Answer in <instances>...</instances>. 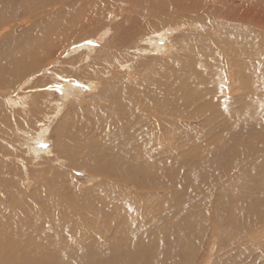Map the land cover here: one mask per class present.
Returning <instances> with one entry per match:
<instances>
[{
	"label": "bare ground",
	"instance_id": "6f19581e",
	"mask_svg": "<svg viewBox=\"0 0 264 264\" xmlns=\"http://www.w3.org/2000/svg\"><path fill=\"white\" fill-rule=\"evenodd\" d=\"M50 1L59 6L55 9L49 8L45 12L44 9L48 8ZM166 1L164 6L156 8L154 12L166 15L164 20L168 23L181 21L173 15L171 11L175 9H170V4H166ZM176 1H179L181 6L189 0ZM217 1L218 4H213L215 6L211 5L209 0H200L199 4L193 2V12L189 13V15L191 13L194 15V23L200 22L206 28L207 38H214L220 27L218 21L222 20L235 21L238 19L236 22L240 23L239 19L251 17L252 21L258 26H263L264 30V0ZM150 2L152 1H147V3ZM33 5H35L33 11L29 8L30 6L27 7L30 10L24 21V23L31 22L28 29L21 34H15L13 32L15 25H9L0 31V264H48V261L33 258L43 255L57 260L55 253L63 250L61 232L67 231L79 238L82 232L73 226L75 224L73 218L84 211L92 215H100L99 218L102 219L101 224H93V236L97 235L98 238L99 234L106 232H111L113 235L110 237L101 235L102 239L90 242L86 240V243L81 241L71 243L66 251L70 250L73 253L70 254L73 264H217L221 261L220 257L210 262L208 252L213 250L214 244L218 241H227L229 247L255 243V223L264 225V212L260 209L243 210L233 204V212L229 218L222 221L218 219L220 214L217 213L218 218L210 220V223L205 225L204 210L212 214L215 209H212V205L207 201V194L203 192V183L208 181L205 180L207 176L212 177L208 173L212 167L215 166L218 169L222 167V164H218L219 156L228 159L232 157V147L235 144L233 140L223 141L225 148L217 146L209 153L203 152L185 176L186 180H189L187 181L188 186L183 189L179 185L177 192L169 191L165 195L166 207L163 200L152 201L149 205V199L146 201L144 199L145 195L155 196V191L159 189L158 172L160 170L158 168H161V174L164 176L163 184H168L172 180L169 165L173 166V155L167 149L169 130L172 133L173 126L187 125L189 120L199 119V116L205 117L206 115L211 116L210 121L208 120L210 125L221 124L219 126L222 128L228 125V116L232 111L230 107L222 109V102L219 103L220 96H213L212 90L198 89L199 81H203L202 78L214 80L220 77L216 70L206 72L198 66L197 58L207 63L217 62L213 46L209 48L204 46L195 50L192 45L191 50L171 54L174 58L184 57L185 64H179V69L188 70L185 74L176 75V69L172 68L176 63L171 59L169 68H165V80L161 81L162 83L155 82V80L151 83L149 77L150 81L143 83L146 87L144 91L139 85L138 87L132 86L126 98H121L117 102L112 100L108 105L94 108L85 120L71 123L72 116L67 114L65 120L68 121L60 122L59 128L56 127L53 134L63 135L65 139L63 143L67 148L66 155L75 157L76 162V164L63 163L64 157L58 152L64 169L84 168L90 172L93 179H101V182L85 188L87 190L75 191V184L65 170L51 165L40 169L38 177L44 176L40 180V186L26 190L25 183L36 182L38 179L35 173L28 172L26 176L22 164L17 160H11L14 155L5 142H15L18 137L17 135L13 137L12 133L16 127L21 125L27 128L34 122L33 119H37L36 122L41 119L42 123L39 122L41 130H32L38 139H44L45 134L53 130L52 124L56 118L61 116L64 107L56 102V105L49 107L50 109L48 105L45 106L49 112L44 111L39 114L38 101L46 93L38 92L37 99L34 92L26 97L17 89L20 90L22 86L27 87L29 80H36L33 85L39 87L46 85L47 89L52 90L56 86L61 89L62 99L70 101L76 91L81 89L75 87L76 79L84 80L83 84L92 87L94 82L87 79L86 74L90 75L92 69H99L100 65L94 62L98 57L105 55L99 43H102L103 36L106 38L109 36L108 33H101L104 29L96 33L100 26H104V20L100 19L97 12L98 8L106 7L102 0H73L72 2L70 0H36ZM179 8H176V12ZM3 11L0 12L1 27L8 23L2 19L5 16ZM146 14L153 13L147 12ZM153 15L155 16V13ZM141 18L144 17L138 15L137 18L131 20L121 18L123 22L119 26L111 27L112 33L114 31L117 34L120 31L121 34L127 36L122 44H119L123 46V50L120 51L121 55L129 53L128 46L133 42L130 36L137 34L140 35L141 41L145 38L152 37L151 40H154L155 37H159V40H155L158 45L156 49L160 52V48L166 43L167 45L163 47L168 50L166 53L173 52L175 45L170 44L165 39V35L168 32L170 38L175 39L177 34H174L179 27L173 25L170 27V24L164 26L163 17H157L150 25L141 21ZM94 19L101 22L97 26L91 23L93 28L86 30L89 33L78 37L70 35L66 40L62 39L61 34L68 26L75 23L84 24V20ZM179 26L181 28L184 24ZM81 30H85V26ZM68 45L69 47L66 48ZM148 46L137 45L136 51L148 53V48H150ZM60 47L66 50L58 58L56 55L61 52L58 49ZM70 49L71 55L66 57L68 60L65 59V63H62L59 59ZM233 49L227 50L237 54L243 52L236 47ZM228 51L225 56L226 60L232 56V53ZM219 53L221 54V51ZM255 57L256 53L253 52L248 58L255 59ZM129 59L117 61L114 67L117 63L128 67L130 62L126 63ZM226 65L230 68L227 70L236 69L235 72L226 70L227 72L244 80L241 90L246 94L250 89L252 77L244 73L247 64L235 61L226 63ZM49 67L53 72L48 70ZM114 67L109 66L108 70L112 71ZM157 78L159 79L158 76ZM227 85L226 93L231 96L233 88L230 84ZM3 97H5L4 101ZM22 131L25 134V131ZM178 138L182 139L181 136ZM58 141H60L58 138L52 141L55 145L54 150H57L60 144ZM184 144L186 142L181 145ZM30 145L26 144L27 148ZM184 150L180 148L179 151ZM183 154L185 153L182 152ZM16 157L14 156V159ZM23 159L25 162L31 160ZM186 163L184 162L183 165ZM222 174H225V171L222 170ZM49 187L52 192H47ZM145 189L151 190L142 192ZM125 190H130L131 194ZM115 196L124 197L125 200L123 203L114 201V204ZM133 203L140 208L143 206L146 211L151 210L153 213L151 222H154L155 218L166 209L175 211L173 219L168 221L174 226L180 220L174 228L176 232H173V242H168L166 239L164 242H159L160 236L154 237L158 234V230L151 232L147 238L146 234L139 230V216L129 208L127 212L124 207ZM121 209L126 211L125 214L128 213L126 221L120 216L122 215L119 213L122 212L119 211ZM148 228H144V231L147 232ZM147 233L149 235L150 232ZM164 234L165 231L161 233V236ZM251 235L253 236L250 238ZM206 244L209 246L207 247ZM146 246H152L153 249ZM51 247H59V250H51ZM260 250L264 251V247L261 246Z\"/></svg>",
	"mask_w": 264,
	"mask_h": 264
},
{
	"label": "rangeland",
	"instance_id": "374dc122",
	"mask_svg": "<svg viewBox=\"0 0 264 264\" xmlns=\"http://www.w3.org/2000/svg\"><path fill=\"white\" fill-rule=\"evenodd\" d=\"M70 1L72 2L73 0ZM102 1L106 5V7L98 8L97 12L101 17L100 19L104 20V26H100L96 33L101 31V29H104L101 33H108L109 36L107 38L103 36L102 43H99L101 50H103L102 53H105L104 56L98 57L94 62V64L100 65L99 69L90 70L92 71L90 75L84 73V75H87V79H90L94 82L92 84V87L87 86V84H83L84 80L80 81L73 77L77 80V83H75V87L81 89H78L76 91V94H74L70 98V101H65L64 99H62L61 89L58 87L56 88V86L53 87L55 89L54 91V89H47L46 85H42L41 87L33 85L36 80H29L27 81V83L29 84L28 86L26 85L27 87L24 86L25 88H23L22 86L20 90L17 89L18 92H21L22 94H24L23 96L26 97L29 96V93L34 92V95L37 96V99L38 92L46 93L45 96L38 101L39 114L44 111L49 112V109L51 108L50 106L56 105V102L60 103L62 107H64L61 116H59L58 119L56 118L53 124L51 123L53 125V130H50L49 133H46L44 139H38L36 137V134L33 132V130H41V126H39V122L42 123L41 119L38 122L35 121L37 119H33L34 122L27 128L21 125L16 127V129L12 133L13 137L14 135H17L18 137L15 142H5L6 146L10 149L13 155L17 156L16 159H14V156L11 157V160H17V162L19 161L22 164L23 171L26 176H28V172L35 173L36 178L38 179L36 182L30 181L25 183L24 186H26V190H29L30 188L33 189L34 186H40V180L44 177H38V173L41 172L40 169H44V167H50L51 165L58 167L60 170H65V172L71 177L75 184V191L87 190L85 188L92 187L93 185L97 184V182H101V179H93L90 172L86 171L84 168L73 167L64 169V166L62 165V162L58 157V152H60V154L64 157L62 160L63 163L66 164L71 162L76 164V162L74 160L75 157H68L67 155L69 154L66 155L67 148H65L63 143L65 141L63 135L60 133L58 135L53 134V131L59 128L60 122L66 123L68 121L65 120L67 118V114H69V116H72L73 120H70L71 123H73V121L77 122L79 120H85L86 117L92 111H94V108L100 105H108L112 100L117 102L121 98H126L125 96L130 91L132 86L138 87L139 85L142 91H144L146 87L143 83L149 82L150 79L151 83L154 80L155 82L162 83L161 81L165 80V68H169V61L171 59L176 63V65L172 67L176 69V75L182 73L185 74V72H187L188 70L181 71L179 69V64H185L184 57H177V59L172 57L171 54L175 55L178 51L184 52L185 50H191L192 45L195 50L204 46L207 48H209V46H213L214 50L216 51L217 62L207 63L203 59L197 58L198 66L206 72L209 70H216L219 73L220 77H218L221 80H219V78H216L214 80H207L206 78H202L203 81H199L198 89L212 90L211 93L213 94V96H220L221 99H219V103L222 102V109L230 107L229 109L232 111L228 116V125L225 128L220 127L219 125L221 124L210 125L209 118L211 116L208 117V115H206L205 117L199 116V119L196 118L193 120H189L187 125L173 126L172 133L170 130V133L168 132L169 144L167 149L168 151L170 150V152H172L171 155H173V166L172 164L169 165V171L171 173L172 180L168 184H163L164 176H162L161 174V168H158V170H160V172H158V175L160 176V183L158 184L159 189H157L156 191L154 190L156 192L155 196L145 195L144 199L145 201L149 199V205L152 201L163 200L166 207L167 201L164 199L165 195L169 191L177 192V190L179 189V185L182 186L183 189L188 186L187 181L189 180H186L185 176L189 173L191 165L198 161L201 154L203 152L209 153L213 151L217 146L220 148H225L226 146L223 141L233 140L235 144L232 147V157L228 159L227 157L219 156L218 164H222V167L220 169L216 168L215 166L212 167L208 172L210 173V175H212V177L209 178L207 176L205 180L208 181L206 183H203V192L207 194V201H209L210 205H212V209H215L213 210L212 214H210L208 210H204L205 225L206 223H210V220L218 218L216 216L217 213L220 214V217L218 219L222 221L229 218L233 212V204L234 206L239 207L243 210L252 208L257 210L260 209L264 212V147H262V144H264L263 26H258L255 22L252 21L251 17H244L243 20L239 19L240 23L236 22V20L238 19H236L235 21L222 20L220 22L218 21L220 27L216 31L214 38H207L206 28L201 25L200 22L194 23V15L192 13L191 15H189L190 11L193 12V2L195 4H199L200 0H189L181 6V3L179 1L167 0L166 4H170V9H175L171 11L173 15H175L178 20L181 19V21H173L172 23H168L164 20L166 15L164 16L162 14L154 12L156 8L164 6L165 0H151L152 2L150 3H147L148 0ZM35 2L36 0H0V12H2L5 8V10L3 11L5 12V16L2 19H4V22H8L7 25L4 24V26H0V31H3V29L9 27V25H15V28L13 29V32L15 34H21L24 30L28 29L31 22L24 23V21L26 20V16L29 14V10L32 9L33 11V9H35V5H33ZM209 2L211 5L218 4L217 0H209ZM172 4L174 5V7ZM31 5H33V7ZM58 6L59 4H53L50 1L47 5L48 8H45L44 10L45 12H47L49 8L55 9ZM27 7H29L30 9ZM176 8H179L177 12ZM75 11L77 12V10ZM147 12H151L153 14L155 13V16L153 14H146ZM138 15L144 17L141 18V21L147 22L149 23V25L155 22L154 19H156L157 17H163V20L165 21V23L163 22L164 26H168L170 24V27H172V25L174 27L176 26L177 28L179 27L174 34H177L175 36V39L172 40L168 32H166L167 34L165 35V39L170 44L174 43L175 45L173 48V52L170 51V54L166 53L168 52V50L163 49V47L167 45L166 43H164L162 48H160V52L159 49H156L158 45L157 43H155V40H159V37H155L154 40H151L152 37L145 38L143 41H141L140 35L137 34L130 36L132 37L133 42L128 46L129 53H125V57L121 55L120 51L123 50V46L121 47L119 46V44H122L123 39L127 36L121 34L120 31L117 34L114 33V31L112 33L111 27L119 26L125 19H135ZM83 22L84 24L75 23L71 26H68V28L66 27L69 30L66 29V31L61 34L63 36L62 39L64 38L66 40L70 37V35L78 37L84 35L85 33H89L86 30H88V28H93V24L94 26L99 25L101 21L94 19L92 21L84 20ZM182 24H184V26L180 28L179 25ZM83 26H85V30L82 31L81 29L83 28ZM208 28L210 27L208 26ZM80 30L81 32H77ZM140 44L149 45V52L142 53L136 51L137 45ZM69 45L66 48H68ZM233 47H236V49H240L243 52L237 54L233 51L227 50H234ZM66 48H58L59 50H61V52L58 53L56 57L59 58L60 54H63ZM226 50L232 53V56L227 60L225 59L227 53ZM70 51L71 49L66 52V55L62 56L59 59L62 63H65L66 60H68L66 59V57L71 55ZM219 51H221V54L219 53ZM253 52L256 53L255 59L248 58L249 54ZM126 57L128 59L130 58L126 63L128 64L130 62L129 66L127 65L128 67H126L124 64L118 63L116 64V67H114V64L117 61H124L127 59ZM131 59H133L134 62ZM159 59H162L163 61H158ZM235 61L243 62L244 64L246 63L247 68L245 69L244 73L246 75L248 73L250 76H252L250 82L251 86L246 94L242 93L241 90V84L244 80L242 78L238 79L233 76V73L227 72H235L236 69H231L232 71L227 70V68L229 67L226 65V63H233ZM144 62L147 63L145 64ZM55 65L59 66L56 63ZM109 66L114 67V70H108ZM48 70L53 72L50 67ZM231 75L233 76L232 78L230 77ZM157 76L159 77V79L157 78ZM19 82H21V80ZM227 84H230L233 88L231 96L226 93L228 87ZM29 87H31V90H29ZM224 94L226 96H224ZM4 100L5 97H3V101ZM174 104L179 105L177 103ZM46 105H48V108H50L48 109L47 107H45ZM202 119L206 120L203 121ZM198 120L200 123L198 122ZM24 123L26 124V121ZM195 127L197 129H194ZM22 130L25 131V134H23ZM179 135L183 140L178 138L180 137ZM55 138H58V140H60L58 141L60 144L57 147V150H54L55 145L52 142ZM29 139L31 140L28 141ZM177 141H179V143H177ZM183 142H186V144L181 145ZM26 144L31 145L27 148ZM180 148L185 150L180 152ZM182 152L185 154L182 155ZM33 157H35V159ZM23 158H28L31 160L30 162H25ZM22 159L23 161H21ZM184 162H187L186 165H183ZM222 170L225 171V174H222ZM88 176H90L91 178ZM123 188L124 187H122V189ZM149 190L151 189H145L142 190V192H147ZM47 192H52L51 187L47 189ZM126 192L128 194H131L130 190H127ZM115 197L113 198L114 204V201H120V203H123V201L125 200V198L121 196ZM129 198H131V196ZM124 207H126L127 212L129 208V210L139 216V230L143 231L146 234L147 238L150 236L151 232L158 230V234H155L154 237L160 236L159 242H164L165 239L168 242H173V232H176L174 228L180 222V220L177 221L174 226L172 224H169V222L175 215L174 210V212L169 211V209L164 210L160 213L161 215L159 217L155 218L154 222H151L153 213L150 209L146 211L143 206H141L140 208L135 203L129 205L128 207ZM111 210L112 208L110 209V211ZM119 211H122L119 212L120 214H122L120 216L123 218V220L126 221V215H128V213L125 214L126 211H124V209H121ZM99 217L100 215H92L87 211L82 212L80 215L74 216L73 219L75 220V224L73 226L78 228L82 232V235L79 236V238H76L72 235V233L70 234L67 231L61 232L63 250H59V247H51V250H59V252L55 253L58 261L55 258H51L50 256L45 255L41 257H33L34 260L38 259L48 261V264H73L72 256L70 255L72 252L70 250L66 251L67 248H70L71 243L75 244L76 241L86 243V240L90 242L95 239H102L103 237H110L113 235L111 232L101 234L103 237H101V235L99 234L98 238L97 235H92L93 224H99L102 221V219L100 220ZM143 227H149L147 230V232H150L149 235L146 231H144ZM254 228V234L256 237L255 243H251V245H232V247H229L227 246V241L220 240L217 244H214L213 250L208 252V255H210L209 261L212 262L214 260H217L219 256L221 261L217 264H264V251L260 250L261 246L264 247V225L255 223ZM130 231L132 232V230ZM164 231L165 234L161 236V233ZM252 236L253 235H251L250 238ZM207 237L208 235L206 236V238ZM146 247L152 248V246Z\"/></svg>",
	"mask_w": 264,
	"mask_h": 264
}]
</instances>
